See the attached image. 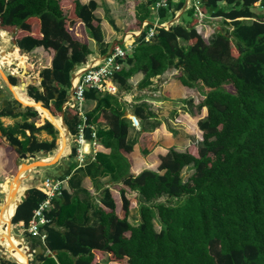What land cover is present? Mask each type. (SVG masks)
Segmentation results:
<instances>
[{
	"label": "trees",
	"instance_id": "trees-1",
	"mask_svg": "<svg viewBox=\"0 0 264 264\" xmlns=\"http://www.w3.org/2000/svg\"><path fill=\"white\" fill-rule=\"evenodd\" d=\"M183 4L170 1L167 9L159 10V23L172 18V10ZM96 8L94 0L86 4L0 0V30L12 36L16 48L21 53L42 48L51 57L50 67L39 72V88L28 86L27 96L53 116L63 115L71 135L80 120L76 111H63L62 106L69 97L71 75L90 50L69 29L81 23L88 37L103 48ZM144 9L146 18L148 6ZM200 11L210 19H222L228 28L205 40L196 30L194 9L189 8L183 24L157 28L148 41L144 40L148 28L143 29L131 53L118 60L123 67L110 79L119 92H128L129 81L137 74L142 75L137 88L143 89L156 76L175 69L183 86L206 88L198 105L205 109V116L197 122L201 135L196 152L170 149L160 157L157 171L129 174L128 163L119 154L120 150L130 153L135 145V140H127L130 124L124 117L125 107L115 94L87 90L85 98L96 105L85 112L86 124L95 129L97 147L94 160L83 167L85 174L94 184L109 176L136 196L129 198L120 190L117 206L106 188L98 206L83 189H63L46 213L49 222L39 228L44 240L24 233L28 247L41 250L33 255L37 264H100L102 255L114 264H264V0H200ZM140 24L141 19L138 28ZM106 52L104 47L102 53ZM11 83L16 80L11 78ZM227 85L233 92L225 90ZM9 105L10 111L0 107V118L20 121L7 127L0 121L5 178L16 174L21 154L52 152L57 138L54 126L39 121L34 108H22L16 101ZM132 111L135 117H152L145 104L133 106ZM41 131L51 140L39 141L36 135ZM148 152L144 149L142 154ZM75 154L72 147L70 158ZM75 166L57 179H64ZM188 169L191 174L184 180ZM43 200L39 188L28 189L11 227L26 229ZM134 207L138 209L135 224L129 221ZM155 219L159 231L154 228Z\"/></svg>",
	"mask_w": 264,
	"mask_h": 264
},
{
	"label": "crops",
	"instance_id": "crops-1",
	"mask_svg": "<svg viewBox=\"0 0 264 264\" xmlns=\"http://www.w3.org/2000/svg\"><path fill=\"white\" fill-rule=\"evenodd\" d=\"M81 3L86 4L90 0H79ZM97 4V8L94 12L95 16L100 20L101 31L103 33L104 47L107 52L102 53L100 48L92 39H90L85 32V29L81 23H75L70 29V33L75 36L79 41L88 45L90 54L85 59V62L78 65L71 75V85L68 90L69 97L72 94V87L76 82L77 76L75 72L78 69L90 65L94 61H100L108 54L111 48L115 44H125L134 41L135 38L144 29L146 24L152 25L158 20L159 13L152 10L149 0H94ZM183 1V6L177 11H173V17L165 20L163 23L183 24L185 20L186 4L189 0H171L173 5H177ZM148 6V13L146 18H143L146 14L145 6ZM143 18V19H142ZM141 19V24L138 26V20ZM197 30V29H196ZM199 32V30H197ZM42 48H37L30 53H21L15 46L12 36L0 30V107L2 100L9 102L16 101L22 108H24L21 101L16 97L15 91L21 93L25 98L32 100L27 96V87L31 86L28 81L26 70L32 68V63L29 62L30 54L43 53ZM45 53V51H44ZM48 56V55H47ZM51 57L48 56V64L45 68L50 67ZM73 76V77H72ZM179 73L175 69H168L161 75L156 76L151 80V84L143 89H138L137 84L142 79L141 74H137L130 79L132 86L128 92H119L115 86V95L119 97L123 106L125 107L124 117L129 121L130 128L128 131L127 140H135V145L130 153H126L123 150L119 151V154L128 163L129 174L136 176L143 170L157 171L160 163V157L165 155L170 149L182 152L189 151L195 153L196 143L200 138V131L197 128V122L204 118L205 109L198 108V105L204 97V92L207 90L204 87L198 85L196 88H188L183 86L179 79ZM11 78L16 80L15 84L11 83ZM39 72L37 81L33 86L39 88L40 86ZM104 93V92H103ZM113 94V95H114ZM33 101V100H32ZM35 102V101H33ZM36 103V102H35ZM138 104L147 105L148 109L152 113V117L138 119V127H134L131 124L130 117L133 115V106ZM96 105L94 100L86 99L85 112L92 110ZM34 108L33 106L28 105ZM35 109V108H34ZM48 110V109H47ZM37 111V110H36ZM50 113V111L48 110ZM39 121L47 120L57 130L56 138V153L61 147L63 141V154H61L59 160L51 165L41 168L38 174H41L39 179V185L47 175L53 179H57L63 172H67L72 164H76L75 158H70L71 148L73 144L71 142V134L64 123L63 115L50 116L54 120L60 121L61 130L54 124L49 118L43 117L38 111ZM108 113H106L107 116ZM0 121L4 127L12 126L16 122H19V118L1 117ZM104 120L102 125L106 126ZM63 132V133H62ZM39 141H50L51 137L44 131H41L36 135ZM144 149H148L149 152L145 155L142 154ZM101 152L108 153L107 150L99 148ZM54 152V151H52ZM54 153L53 156L56 154ZM48 154V153H47ZM47 154H41L43 159L50 160V156ZM20 160V159H19ZM19 163V162H18ZM17 163V169H18ZM4 164L3 150L0 148V170L2 171ZM84 166L77 167V165L71 170L70 174L62 179V188L71 192L74 189H83L89 193L94 203L101 206L99 198L104 189L108 188L117 206L119 201V191L124 190L127 197L136 196V193L130 191L120 181H110V177H103L96 179V184L93 183L91 178L85 174ZM64 173V174H65ZM3 177H5L2 174ZM1 177V175H0ZM71 184H70V183ZM39 188V187H36ZM132 212H130L131 215ZM138 220V219H137ZM137 220L133 224L137 223ZM130 221V219H129ZM23 231V230H22ZM24 236V233H22ZM26 245L28 246V242Z\"/></svg>",
	"mask_w": 264,
	"mask_h": 264
},
{
	"label": "built area",
	"instance_id": "built-area-1",
	"mask_svg": "<svg viewBox=\"0 0 264 264\" xmlns=\"http://www.w3.org/2000/svg\"><path fill=\"white\" fill-rule=\"evenodd\" d=\"M170 1L171 0H149L152 10L156 13H158L161 9H167ZM189 8L194 9L195 18L196 15L200 17L205 16L200 11V0H189L186 4V9ZM198 23H201V21H198L197 19V25ZM172 25L174 24L158 23V20L152 25L145 24L143 28L148 29L144 40H150L155 34L157 28L168 30ZM140 34H138L137 37H139ZM134 41L125 44H115L111 52L106 54L102 60L94 61L90 65H86V67L78 69L75 72L77 79L72 87V94L63 104L62 110L64 111L66 109H70L76 111L80 120L76 127V133L70 136L76 152L75 161L77 167L84 166L87 162L93 161L97 147L95 129L86 124L84 109L86 102L85 92L89 89H94L102 93H115V86L110 79L115 72L123 67V64L119 63L118 60L131 53ZM130 121L134 127H138L139 122L136 117L131 116ZM87 129L90 134L89 140L85 137V131ZM39 189L44 194V200L39 204L37 209L34 210L32 223L23 230V233L28 234L30 237L39 238L43 241L45 235L39 228L49 222L46 218V213L49 212L52 201L61 196L63 190L62 181L45 177L41 180Z\"/></svg>",
	"mask_w": 264,
	"mask_h": 264
},
{
	"label": "rangeland",
	"instance_id": "rangeland-1",
	"mask_svg": "<svg viewBox=\"0 0 264 264\" xmlns=\"http://www.w3.org/2000/svg\"><path fill=\"white\" fill-rule=\"evenodd\" d=\"M187 10V9H186ZM184 16H186L184 14ZM195 17V15H194ZM186 18V17H185ZM196 18L198 19V21H201V23H198V25L196 26V29L199 30V33L203 36V38L205 40H207L209 37H211L216 31L220 30V28H228V26H225L223 24L222 19H217V20H213L208 18L207 16H203L200 17L198 15H196ZM182 45L183 43L180 42ZM49 54L47 52L41 53L40 54H30L29 57V62L30 64L32 63V68H30L29 70H26V74L28 76V81L30 82V85H33L36 81H37V76H38V72L41 71V69L45 68L46 65L48 64V56ZM225 90L233 92V88L230 85L224 86ZM57 150V149H56ZM56 150H54L53 154L56 153ZM196 152V149H195ZM42 155H36L35 156V160H41ZM52 156H50L49 158H51ZM18 162H23V161H18ZM40 170H42L41 168H37L34 169L30 172H26L24 173V177L21 180V185L23 186L24 190H28L32 187H39V179H37L39 176H41V174H38L37 172H39ZM3 172L0 170V194H1V198L4 197L5 191L9 188L10 184H6V182L10 181L12 178L8 177L5 178L2 176ZM191 174V170H184L183 172V179L186 180ZM5 185V186H4ZM25 185V187H24ZM0 198V199H1ZM160 202H165V199H160ZM131 215L129 217L130 222L134 223L135 220L138 219V209L136 207L132 208L131 210ZM13 227L15 229H17L19 231V239L21 240L22 238H24L25 236H23V231H22V227L20 225H13ZM154 228L156 231H159L160 229V223L157 219L154 220ZM23 246H26L28 249H30L27 245L26 242H24ZM29 264H37L34 259H33V255L29 257L28 259ZM99 263L100 264H114V263H109L107 261V257L106 255H102L98 257ZM1 261L4 262H10V263H16L12 257H10V255L6 252V253H2L0 252V263Z\"/></svg>",
	"mask_w": 264,
	"mask_h": 264
},
{
	"label": "bare ground",
	"instance_id": "bare-ground-1",
	"mask_svg": "<svg viewBox=\"0 0 264 264\" xmlns=\"http://www.w3.org/2000/svg\"><path fill=\"white\" fill-rule=\"evenodd\" d=\"M15 95L21 101L23 105L33 106L35 110H37L43 117L49 118L61 130L64 129L61 127V124H62L60 123L61 120L60 121L54 120L52 116H50L49 113L41 107L40 104H37L33 102L32 100L25 98L23 94L18 93L16 91H15ZM63 149H64V146H63V141H62L61 147L57 153H59L60 155L63 154L62 153ZM50 160L46 161L45 159L41 161L48 162ZM23 177H24V173L19 174V178L21 180L23 179ZM11 180L5 183V185L9 183L10 186L5 191L3 200L0 203V246L5 247V248L15 249L14 247L18 245L19 242L13 237L12 230L14 228L11 227V219L13 218L16 205L19 202V199L23 195L25 190L23 189L21 182L18 184L16 182H12ZM7 253L10 255V257L13 258V260L17 264H28V257L23 253L22 250H17V249H15L14 251L9 250L7 251Z\"/></svg>",
	"mask_w": 264,
	"mask_h": 264
},
{
	"label": "water",
	"instance_id": "water-1",
	"mask_svg": "<svg viewBox=\"0 0 264 264\" xmlns=\"http://www.w3.org/2000/svg\"><path fill=\"white\" fill-rule=\"evenodd\" d=\"M112 48H111V50H112ZM111 50H110V52H111ZM84 62H85V59H84L83 63ZM51 103H54V101H52ZM37 104H40L41 107L45 111L48 112V110L43 106L42 103L38 102ZM1 106L2 107H5L7 111H10L12 109L7 100H2ZM23 106L24 107H29L28 105H23ZM49 115H50V113H49ZM85 137L88 140L90 139V134H89V130L88 129L85 131ZM47 155L53 156V152H49ZM60 156L61 155L59 153H56L50 161L43 162L41 160H35V155H32V154L31 155L21 154L20 157H19V159H20V161H23V162H19L18 163L17 172L13 176V178H12L11 181L12 182H16V183L19 184L21 182V179L19 178V174L26 173V172H30V171H32L34 169H37V168H44V167H47V166H51V165L55 164L59 160ZM64 173L65 172H63L62 174H64ZM46 177L51 178L48 175ZM27 195H28V190H25L24 193H23V195L20 197L19 202L16 205V208L22 202L25 201ZM2 200H3V198L0 199V203L2 202ZM12 234H13V237L19 242V244L16 245L14 248L17 249V250H22L23 253L28 257V259H29L30 256H32V255H38L41 252V250L39 248H37L35 250H31V249H28L26 246H23L24 242L26 241V238L24 237V238H22L20 240L19 239V231L17 229L14 228L12 230ZM15 249H13V248H5V247L0 246V252H2V253H6L9 250H13L14 251ZM48 256H50V255H48ZM28 264H29V262H28Z\"/></svg>",
	"mask_w": 264,
	"mask_h": 264
}]
</instances>
